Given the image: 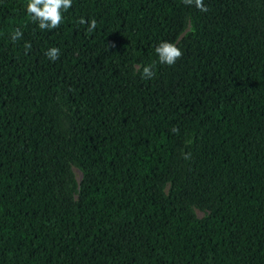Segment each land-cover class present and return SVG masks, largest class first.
Here are the masks:
<instances>
[{"label": "trees", "instance_id": "1", "mask_svg": "<svg viewBox=\"0 0 264 264\" xmlns=\"http://www.w3.org/2000/svg\"><path fill=\"white\" fill-rule=\"evenodd\" d=\"M27 3L0 0V264H264V0H73L54 30Z\"/></svg>", "mask_w": 264, "mask_h": 264}, {"label": "clouds", "instance_id": "2", "mask_svg": "<svg viewBox=\"0 0 264 264\" xmlns=\"http://www.w3.org/2000/svg\"><path fill=\"white\" fill-rule=\"evenodd\" d=\"M73 0H28L26 5V12L31 18L33 23H37L41 30H54L61 26L64 22V13H66L72 7ZM186 6H195L201 12H208L209 9L204 4V0H182ZM81 25L87 24L86 34H91L97 29V21L91 19L85 20L83 17L78 21ZM23 33L20 29H15L11 33V40L13 43L22 39ZM24 47L27 51H31V44L25 43ZM155 53L158 57V63L161 65H167L169 67L174 66L176 61L179 60L183 52L175 44L170 42H161L155 48ZM27 54V52L25 53ZM46 57L55 62L60 58V49L56 47L49 48L46 53ZM155 64L149 65H137L136 70L141 73L142 79H152L156 73L153 71ZM173 131H177L173 129ZM191 154L188 153L184 156V159H190Z\"/></svg>", "mask_w": 264, "mask_h": 264}, {"label": "rangeland", "instance_id": "3", "mask_svg": "<svg viewBox=\"0 0 264 264\" xmlns=\"http://www.w3.org/2000/svg\"><path fill=\"white\" fill-rule=\"evenodd\" d=\"M187 31H189V25H188V23L186 24V26L184 27V29L182 30V32L177 36L176 41L179 40L185 34V32H187ZM70 170H71L72 178H73L75 184L77 185L79 183L80 179H81V174L74 167H71ZM169 185H170L169 182H165L164 183V185L161 188V192L163 194H167L168 189H169ZM74 197H75V195H74ZM190 210H191L193 216H195L196 218H204V217L207 216V212L206 211L197 209L194 206H191Z\"/></svg>", "mask_w": 264, "mask_h": 264}]
</instances>
